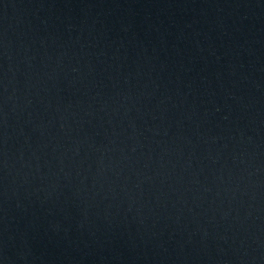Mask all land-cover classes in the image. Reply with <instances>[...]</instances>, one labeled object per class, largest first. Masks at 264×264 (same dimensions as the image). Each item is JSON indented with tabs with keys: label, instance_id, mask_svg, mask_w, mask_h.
<instances>
[{
	"label": "water",
	"instance_id": "water-1",
	"mask_svg": "<svg viewBox=\"0 0 264 264\" xmlns=\"http://www.w3.org/2000/svg\"><path fill=\"white\" fill-rule=\"evenodd\" d=\"M0 264H264V0H0Z\"/></svg>",
	"mask_w": 264,
	"mask_h": 264
}]
</instances>
